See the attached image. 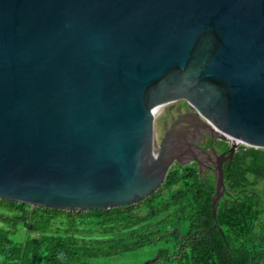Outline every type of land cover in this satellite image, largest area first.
I'll list each match as a JSON object with an SVG mask.
<instances>
[{
	"label": "water",
	"instance_id": "95a60500",
	"mask_svg": "<svg viewBox=\"0 0 264 264\" xmlns=\"http://www.w3.org/2000/svg\"><path fill=\"white\" fill-rule=\"evenodd\" d=\"M180 98L200 126L180 114L159 141ZM201 128L230 146L216 227L224 163L264 148V0H0V198L136 205L201 162Z\"/></svg>",
	"mask_w": 264,
	"mask_h": 264
},
{
	"label": "trees",
	"instance_id": "16d2710c",
	"mask_svg": "<svg viewBox=\"0 0 264 264\" xmlns=\"http://www.w3.org/2000/svg\"><path fill=\"white\" fill-rule=\"evenodd\" d=\"M262 167L264 149L253 147L224 166L228 189L240 193L219 203L217 227L215 177L189 164L136 205L77 210L0 198V264H264V197L253 188ZM20 225L30 234L16 242ZM194 230L202 231L181 238ZM142 252L159 257L138 262Z\"/></svg>",
	"mask_w": 264,
	"mask_h": 264
},
{
	"label": "flooded vegetation",
	"instance_id": "af4514ba",
	"mask_svg": "<svg viewBox=\"0 0 264 264\" xmlns=\"http://www.w3.org/2000/svg\"><path fill=\"white\" fill-rule=\"evenodd\" d=\"M194 112H195V109L192 106V102H190L187 98H180V99L176 100L173 104H169V105H166L165 107H163L162 127H161L160 134H158L159 141L161 140V137H163V135L165 133L164 127L166 126V124L171 125L175 119L179 118L180 114L185 115V118L187 120L192 121V123L195 124L196 126L197 125L200 126V123L196 120L195 116L193 115ZM201 131H203V133H200V134L198 133V134H195L194 136L196 137L197 143L205 151H207V154L203 155L201 157L200 163L197 161H191L188 164L197 166V168L199 170V176L201 175L203 178L209 180L211 178L210 177L211 174H213V172H212L213 162L211 160L215 156L213 149H215L219 154L226 152V154L229 155L230 154V146H229V144H227V142H225L223 140L214 139L213 131H211L210 128L205 129V130H204V128H201ZM249 148L250 147H248V146L239 145L237 147L236 151L234 152L233 158L226 161L224 163V166L229 162L231 164V162H233L235 160V155L237 153L245 154L249 150ZM262 149H264V148H262ZM176 165H180V164L176 162L174 166H176ZM224 178H225V172H224ZM224 181H225V179H224ZM253 181H254L253 188H255L257 191H259L261 193V195L264 197V176L262 175V172H260V175L257 178H255V180H253ZM250 183H251V179L249 181V186H250ZM225 185H226V190L224 191V194L221 197L219 203L224 202L225 204H227L228 200L234 199L235 197H238L237 194L240 192H239V190H238V192L234 191V190H229L226 182H225ZM243 188H244V186H243ZM240 191H244V190H240ZM215 192L212 196V200H213V197L215 195ZM212 208H213V204H212ZM213 226H214V224H213ZM201 231L202 230H200V231L194 230L193 234H190V235H186L185 233L184 234L182 233L181 238L182 239H188V237H191V236L193 238H195L198 233H201Z\"/></svg>",
	"mask_w": 264,
	"mask_h": 264
},
{
	"label": "rangeland",
	"instance_id": "374dc122",
	"mask_svg": "<svg viewBox=\"0 0 264 264\" xmlns=\"http://www.w3.org/2000/svg\"><path fill=\"white\" fill-rule=\"evenodd\" d=\"M161 127H162V119H161V121L159 123V129H160V131H161ZM159 134H160V132H159ZM29 234H30V230L27 227H25L23 225H20L19 228H18V230L12 235V238L16 242H23V241L26 240V238L29 236ZM156 256L154 257L152 254H148V253L142 252L135 259L138 262L148 263V262L153 261L156 258Z\"/></svg>",
	"mask_w": 264,
	"mask_h": 264
}]
</instances>
